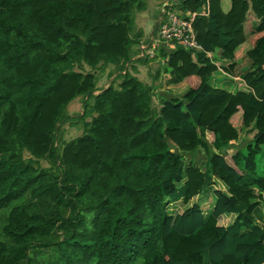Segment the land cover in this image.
<instances>
[{
  "label": "trees",
  "instance_id": "1",
  "mask_svg": "<svg viewBox=\"0 0 264 264\" xmlns=\"http://www.w3.org/2000/svg\"><path fill=\"white\" fill-rule=\"evenodd\" d=\"M144 9L0 0V264H264V0H230L227 12L221 0H179L200 50L159 45L147 58L168 84H187L156 106L129 68ZM108 66L115 77L99 86ZM218 71L240 77L233 92L211 85ZM78 98L82 132L59 145ZM242 131L252 138L228 152ZM200 151L203 166L186 160ZM209 191L205 211L194 200ZM175 202L188 207L171 215Z\"/></svg>",
  "mask_w": 264,
  "mask_h": 264
},
{
  "label": "rangeland",
  "instance_id": "2",
  "mask_svg": "<svg viewBox=\"0 0 264 264\" xmlns=\"http://www.w3.org/2000/svg\"><path fill=\"white\" fill-rule=\"evenodd\" d=\"M227 1H229V3H230V0H227ZM171 4H173V3H171ZM167 7H169V6H167ZM162 11L164 12L163 9H162ZM151 13H152V10H151ZM250 16H252L251 13L248 14L247 20H246L247 21V23H246V31H247V34L253 28V20H251V17ZM148 21H150V19ZM134 27L136 28L135 22H134ZM135 28H134V31H135ZM142 29H143V27H142ZM143 31H144V29H143ZM135 33L138 34L137 31H135ZM139 35H140V37H142V33L140 31H139ZM153 35H154V37L156 36L155 37L156 40L154 41V45H158V26H157L156 30L153 32ZM151 44L149 46H147L144 49L143 52H145L147 54V50L150 49ZM155 47L157 48V46H155ZM249 47H250V41H247L246 43H244L243 45H241L239 48L236 49L235 55L237 57V64H239L238 69L236 70V73H240L241 69H243L242 67H244V65L242 63H245L244 60H246V59L244 58V56H245V53L247 52L246 50H248ZM217 53L218 52L216 51L214 56L217 57ZM154 61H156V60H154ZM143 62H146L147 63V62H149V60H146V61H143ZM149 63H152V62H149ZM158 67H160V66H158ZM156 69H158V68L157 67H154V66L149 67L148 73L151 70H154V72L149 73L150 77H148L146 75V72H145L144 73L145 76H143V78L146 79L147 81L151 82V84H152L153 82H152L151 75H153V74L155 75L156 74ZM114 70H115V67L114 66H108L107 69H106V71H105V73L101 77L98 85L99 86L106 87L111 82V80L115 77V75H113L112 77H109L108 76L110 73L111 74H114V72H115ZM220 75H221L220 72L219 73L218 72L216 73L215 78H212V80H211V85L214 86V87H216V88H219V89L234 91L235 88H234V82H232V79H226L227 82H225V81H222V78H220ZM214 79H215V83H214ZM157 80L159 81V78ZM166 80H168V79H166ZM236 80H239V78L236 79ZM168 85H171V84H168ZM171 86H174V87L166 88L167 85H165L164 88H163V90H166V92H168L169 94H171L173 96L174 95L175 96H182L183 93L187 91V84L185 82H184L183 85H182V82H180V83H177V84H173ZM158 101H159V97L156 96V95H154L153 102H154V105L155 106L158 104ZM82 113H83L82 100L78 98V99L74 100L68 106V108H67V114L71 118H73V120H68V121L62 123L63 125L61 127V130H60V133H59V136H58V144L59 145H61L62 143L66 142V141H68V140H70V139H72V138H74L76 136H79L81 134V132H82V123H81L80 120H78V116L80 117ZM88 120L89 119H87V121ZM232 123L233 124H237L238 123L237 122V116L233 117ZM239 129H241V127L237 128L238 131H239ZM242 132L244 134H242L241 132L240 133L242 135H244V140L245 141L246 140H249L251 138V135H252L251 133H246L245 131H242ZM244 144H246V143H244ZM244 144H242V146H244ZM233 148L234 147H230L229 150H228V152H231L232 153L233 150L236 147L234 149ZM186 160L187 161L194 160L198 164H200L201 166H203L204 165L205 158H204V155H203L202 151H200L196 155H191V154L186 155ZM256 162H257V165H258V169H257L258 174H262L263 171H264V147H262V151L256 156ZM42 166L43 167H48V164L46 162H42ZM210 196H211V194H210V191H209V192L205 193L203 196H201L200 199H198V200L195 199L194 202H199V204L203 206L202 207L203 210H205L206 207L209 205V201H210L209 197ZM213 200H214V198H213ZM186 207H188V206H183L180 202L170 203V204L167 205V209L169 210L168 212L171 215H176V214L180 213ZM230 220L224 219L223 220V223H221V224H227V222L230 221Z\"/></svg>",
  "mask_w": 264,
  "mask_h": 264
},
{
  "label": "crops",
  "instance_id": "3",
  "mask_svg": "<svg viewBox=\"0 0 264 264\" xmlns=\"http://www.w3.org/2000/svg\"><path fill=\"white\" fill-rule=\"evenodd\" d=\"M171 3H173V4H171ZM221 3H222L221 9L223 10V12H227L230 9L229 1L221 0ZM144 4H145L144 10L137 11L134 13V22L136 24L135 31H137L138 34L140 31L142 33V37H140V35H139L138 40L136 42L137 44H135L132 47V50H131L132 51V54H131V56H132V63H131L132 67H129V68H131L130 72L133 73L134 75H136L141 81H143L144 83H146L148 85H151V86L153 85L152 86L153 92H154V94H156V96L167 98L168 96H171V94L166 92V90H163L164 86L167 85L166 88L174 87V86L168 85L167 81L169 80V75L163 74L162 72H160V73L158 72L161 70V68L156 69V74L155 75L153 74L154 76L151 75L152 82H153L152 84H151V82H149L143 78V76H145L144 75L145 72H146V75L148 77H150L149 73L154 72V70H151L148 73L149 67L154 66V67L158 68V66H159V64H158L159 60H156V61L149 60V62H152V63L143 62V61H146L148 58L146 53L143 51L151 43L152 44H151L150 48H156L155 46L159 45V43H158V45H154V41L156 40L155 39L156 36L154 37L153 32L156 30L157 26H159V21H160L162 14H163L162 9L164 10L165 7L169 6L171 8L176 9L179 12V9H178L179 0H144ZM151 10H152V13H151ZM185 15H187V14H185ZM250 17H251V20H253V24H254L255 23L254 17L253 16H250ZM149 19H150V21H148ZM142 27H143L144 31H143ZM249 49H250V47H249ZM248 50H246V51H248ZM235 59L237 60L236 55H235ZM245 67H246V64H245L244 68ZM219 72L221 73L220 78H222V81L227 82L226 79H232V82H234V88L236 89V83L235 82L238 81L236 79H238V78L240 79V77H233V76L225 74L222 71H218V73ZM215 76H216V74L213 76V78H215ZM158 78H159V81L157 80ZM166 79H168V80H166ZM214 83H215V79H214ZM183 84H184V82H182V85ZM227 91L233 92L230 90H227ZM238 115L240 117V113H238ZM237 122H238L237 124L232 123L236 129L241 127V121L238 118V116H237ZM251 138H252V135H251ZM249 140H247V142ZM243 141H245L244 135L241 134V139L239 141L240 143L239 142H231V147H234V148L236 147L235 149L233 148L234 149L233 152L238 150L240 148V146H242L241 143ZM213 202H214L213 198L212 199L210 198L209 205L207 207L211 208ZM207 207H206V209H207ZM206 209H205V211L208 210V209L207 210ZM224 218L226 220H230V219L232 220L233 216H228V217H224ZM231 220H230V222H231Z\"/></svg>",
  "mask_w": 264,
  "mask_h": 264
},
{
  "label": "built area",
  "instance_id": "4",
  "mask_svg": "<svg viewBox=\"0 0 264 264\" xmlns=\"http://www.w3.org/2000/svg\"><path fill=\"white\" fill-rule=\"evenodd\" d=\"M195 14L182 16L171 7H165L158 26V43L169 49L181 46L185 50H200L193 29ZM155 48L147 50V57H154ZM209 56V54H208Z\"/></svg>",
  "mask_w": 264,
  "mask_h": 264
}]
</instances>
